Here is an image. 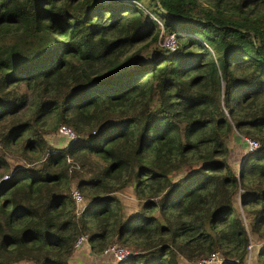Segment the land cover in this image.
<instances>
[{
	"label": "trees",
	"instance_id": "16d2710c",
	"mask_svg": "<svg viewBox=\"0 0 264 264\" xmlns=\"http://www.w3.org/2000/svg\"><path fill=\"white\" fill-rule=\"evenodd\" d=\"M233 134L258 142L237 169ZM80 233L116 264H245L249 239L264 264V0H0V264H69Z\"/></svg>",
	"mask_w": 264,
	"mask_h": 264
},
{
	"label": "rangeland",
	"instance_id": "374dc122",
	"mask_svg": "<svg viewBox=\"0 0 264 264\" xmlns=\"http://www.w3.org/2000/svg\"><path fill=\"white\" fill-rule=\"evenodd\" d=\"M168 37L166 38V40L170 39ZM46 139H47V142L50 145H52V146H60L61 145L63 147L66 144L65 143L66 138L64 136H61V134L59 132H57V131L54 132V133L48 134L46 136ZM227 144H228V148H229V155H228L227 160L232 165H234V169H237V167L239 165V161L243 158V156H244V154L246 152L245 151V143L242 140V138H240L238 136V134H233V136L229 137ZM6 159L8 161L9 169H11V170L14 169L17 166H20V165H30V162H27L24 158L19 157L16 154L9 153L8 156L6 155ZM34 162H37V161H34ZM5 176L6 175H3L2 178L5 177ZM71 186H75V181L74 180H72L70 188H71ZM69 192H70V189H69ZM117 195H118V197L120 198V200L122 202V210H123L124 214H127V213H129L131 211H134L136 209V204H135L136 200L133 197L130 185L126 186L125 189H123L120 193H117ZM238 198H239L238 194L236 193L237 213L241 217L242 221L244 223H246L247 217L245 216L246 214H245L244 208L242 210V208H241V206L239 204V199ZM249 245H250V248H247V246H249ZM258 246H259V243L255 244V241H253L251 239L248 240V243L246 245V250L249 249V251H250L249 256L251 258L248 261L245 258V264H254V259L252 258L253 256L251 254L255 253V249ZM76 248H78V247H76ZM213 252H216L218 254V256L220 257L221 254L218 251H213ZM181 257H183V256H181V255L178 256L179 264H187V262L190 263V262L194 261V260H187L184 257V260L181 263V260H182ZM220 259H222V257H220ZM217 262H218V260H217ZM116 263L117 262L115 261L114 264H116ZM216 263H214V264H216ZM10 264H27V263L19 261V262H13V263H10Z\"/></svg>",
	"mask_w": 264,
	"mask_h": 264
},
{
	"label": "built area",
	"instance_id": "2783aa9c",
	"mask_svg": "<svg viewBox=\"0 0 264 264\" xmlns=\"http://www.w3.org/2000/svg\"><path fill=\"white\" fill-rule=\"evenodd\" d=\"M168 38H170V39L165 40L162 44L165 46L171 47L173 44V38L171 35ZM57 132H59L61 134V136H64L66 138V140H71V139L75 138V134L73 133V131L69 127H66L64 125H60L57 128ZM242 138H243V141L245 142V151L246 152L253 151L258 146L257 140L246 137V136H243ZM66 160L69 161L70 158L66 157ZM70 196H71L73 203L75 205V208H74L75 212L78 213L84 204L83 196L80 193V191L77 189V187H75V186H71ZM84 243H88L87 235L85 233H80L75 237V239L73 241V247L74 248L79 247ZM247 248H250V245L247 246ZM101 253L106 254V255H111L115 260H117V259H121V258H124L125 256H127L129 254V251L125 247H122L116 243H113V244H110V245L106 246L105 248H103ZM249 253H250V251H249V249H247L246 257H245L247 261L250 259ZM181 258H182V260H181V263H182L184 260V257H181ZM217 260H218V262L221 261L218 254L216 252H210L209 254L202 256V257L194 260L193 262H190V263L187 262V264H214L217 262Z\"/></svg>",
	"mask_w": 264,
	"mask_h": 264
},
{
	"label": "crops",
	"instance_id": "0c3cea01",
	"mask_svg": "<svg viewBox=\"0 0 264 264\" xmlns=\"http://www.w3.org/2000/svg\"><path fill=\"white\" fill-rule=\"evenodd\" d=\"M123 189L119 190L117 193H120ZM135 202L137 208L138 207L137 201ZM114 262L115 259L111 255H106L102 253L95 254L91 252L88 243H84L76 249L74 248V250L72 251V253L68 258L69 264H114Z\"/></svg>",
	"mask_w": 264,
	"mask_h": 264
},
{
	"label": "clouds",
	"instance_id": "9594fccd",
	"mask_svg": "<svg viewBox=\"0 0 264 264\" xmlns=\"http://www.w3.org/2000/svg\"><path fill=\"white\" fill-rule=\"evenodd\" d=\"M67 141V140H66Z\"/></svg>",
	"mask_w": 264,
	"mask_h": 264
}]
</instances>
